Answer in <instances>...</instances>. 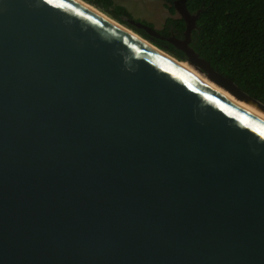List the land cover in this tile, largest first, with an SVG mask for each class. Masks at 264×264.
<instances>
[{"label": "water", "instance_id": "water-1", "mask_svg": "<svg viewBox=\"0 0 264 264\" xmlns=\"http://www.w3.org/2000/svg\"><path fill=\"white\" fill-rule=\"evenodd\" d=\"M186 1L179 61L264 112ZM0 264H264V122L74 0H0Z\"/></svg>", "mask_w": 264, "mask_h": 264}, {"label": "trees", "instance_id": "trees-1", "mask_svg": "<svg viewBox=\"0 0 264 264\" xmlns=\"http://www.w3.org/2000/svg\"><path fill=\"white\" fill-rule=\"evenodd\" d=\"M84 1L121 25L127 24L122 18H131L128 11L113 0ZM157 1H162L171 15L163 29L156 31L164 39L130 25L128 29L149 39L151 42L145 40L176 60H183L184 54L166 40L171 36L181 39L185 32V21L173 17L176 15L174 3L178 0ZM185 6L191 15L197 16L190 47L212 69L264 104V0H187Z\"/></svg>", "mask_w": 264, "mask_h": 264}, {"label": "rangeland", "instance_id": "rangeland-1", "mask_svg": "<svg viewBox=\"0 0 264 264\" xmlns=\"http://www.w3.org/2000/svg\"><path fill=\"white\" fill-rule=\"evenodd\" d=\"M116 5L124 7L131 18H122L125 23L133 20L136 23H142L151 27L155 31H161L164 27L165 20L171 15L168 13L166 6L162 1L157 0H113ZM174 18H179L176 12ZM124 26V25H123ZM125 28L126 25L124 26ZM129 30V29H128ZM132 30V29H131ZM130 30V31H131Z\"/></svg>", "mask_w": 264, "mask_h": 264}, {"label": "bare ground", "instance_id": "bare-ground-1", "mask_svg": "<svg viewBox=\"0 0 264 264\" xmlns=\"http://www.w3.org/2000/svg\"><path fill=\"white\" fill-rule=\"evenodd\" d=\"M74 1H76V2H78L80 4H82V5H84L85 7L89 8L91 11H93L94 13H97L99 15H102L104 18L108 19L110 22H112L115 25L119 26L126 33H128V34L136 37L138 40H140L143 43H145L146 45L152 47L159 54H161V55L165 56L166 58L170 59L171 61H174L175 63H177L179 66H181L186 71H188L189 73H191L194 77H196L198 80H200L203 84H205L208 87H210L211 89H214L215 91H217L220 95H222L225 98H227L229 101H231L237 107L241 108L242 110L248 112L249 114L253 115L254 117H256V118H258V119H260L261 121L264 122V112L261 109H259L255 104H253L252 102H246L244 100L237 99L236 97H234L233 95H231L226 90H224V89L220 88L219 86L215 85L203 73L197 71L195 68H193L192 66H190L187 62L178 61V60L172 58L171 56H169L165 52L159 50L158 48L154 47L152 44L148 43V41H146L145 39H143L142 37H140L138 34L134 33L133 31H130V29L128 30L123 25H121L118 22L110 19L108 16L103 15V13L99 12L94 7H92V6H90V5L82 2L81 0H74Z\"/></svg>", "mask_w": 264, "mask_h": 264}]
</instances>
